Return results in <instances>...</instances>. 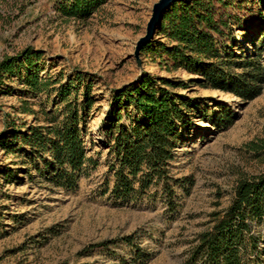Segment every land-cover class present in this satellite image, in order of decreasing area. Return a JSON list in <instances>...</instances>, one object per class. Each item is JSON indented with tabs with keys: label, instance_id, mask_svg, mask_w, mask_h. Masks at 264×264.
<instances>
[{
	"label": "rangeland",
	"instance_id": "obj_1",
	"mask_svg": "<svg viewBox=\"0 0 264 264\" xmlns=\"http://www.w3.org/2000/svg\"><path fill=\"white\" fill-rule=\"evenodd\" d=\"M60 1L0 0V60L32 48L42 54V76L86 75L97 102L84 141L98 164L75 189H66L32 169L28 173L23 156L0 144V264H186L193 240L211 214L228 205L236 180L264 171V153L248 146L264 137V82L251 100L197 84L175 89L198 102L192 128L183 133L171 162L176 177L190 178L189 191L178 189L176 211L168 210L155 189L138 200L117 199L110 192L114 177L104 133L114 91L144 73L191 76L166 70L153 50L135 56L157 0H108L88 19L63 16ZM234 4L243 26L236 30L238 40L253 52L254 39L264 31V0ZM152 40L154 46L161 38L155 33ZM7 82L13 91L0 97V137L12 142V125L25 130L40 120L18 112L23 84L16 78ZM25 99L38 110L46 95ZM7 169L16 175L5 177ZM125 236L133 237L146 263L133 261L134 247Z\"/></svg>",
	"mask_w": 264,
	"mask_h": 264
},
{
	"label": "trees",
	"instance_id": "obj_2",
	"mask_svg": "<svg viewBox=\"0 0 264 264\" xmlns=\"http://www.w3.org/2000/svg\"><path fill=\"white\" fill-rule=\"evenodd\" d=\"M107 1L61 0L59 10L63 16L88 19ZM235 6L234 0L172 4L156 31L161 40L154 46L152 40L142 51L153 50L166 70H183L191 77L144 73L114 91L104 133L109 171L114 177L110 192L115 198L138 200L155 189L161 192L168 210L176 211L178 189L189 191L190 178L176 177L171 162L183 142V133L192 128L198 102L175 89L197 84L244 100L261 93L264 31L254 39L253 52L243 49L236 34L243 27L242 18L232 12ZM41 57V53L26 48L0 60V97L13 91L7 79H18L23 84L18 112L40 120L25 130L12 125L9 136L13 141L0 137V144L23 156L20 162L28 173L32 169L37 177H45L56 186L75 189L89 168L98 164L88 155L84 141L97 100L82 72L42 76ZM42 94L46 99L38 110L25 99ZM248 146L264 153V137ZM14 173L7 169L5 177H14ZM123 239L134 247L133 261L146 263L133 237ZM186 264H264V171L236 180L228 205L213 212L193 240Z\"/></svg>",
	"mask_w": 264,
	"mask_h": 264
},
{
	"label": "water",
	"instance_id": "obj_3",
	"mask_svg": "<svg viewBox=\"0 0 264 264\" xmlns=\"http://www.w3.org/2000/svg\"><path fill=\"white\" fill-rule=\"evenodd\" d=\"M178 1L181 0H157L154 2L151 15L146 24L145 33L139 37L135 45L136 58H138L142 48L154 37L157 28L161 25L167 10L172 6V4Z\"/></svg>",
	"mask_w": 264,
	"mask_h": 264
}]
</instances>
